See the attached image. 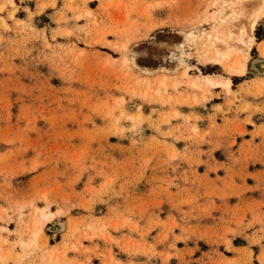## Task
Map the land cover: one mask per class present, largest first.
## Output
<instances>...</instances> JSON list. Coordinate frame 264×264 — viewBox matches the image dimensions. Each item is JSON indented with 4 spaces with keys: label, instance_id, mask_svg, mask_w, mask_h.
<instances>
[{
    "label": "rangeland",
    "instance_id": "obj_1",
    "mask_svg": "<svg viewBox=\"0 0 264 264\" xmlns=\"http://www.w3.org/2000/svg\"><path fill=\"white\" fill-rule=\"evenodd\" d=\"M259 8L0 0V264L264 263V14L207 45Z\"/></svg>",
    "mask_w": 264,
    "mask_h": 264
},
{
    "label": "bare ground",
    "instance_id": "obj_2",
    "mask_svg": "<svg viewBox=\"0 0 264 264\" xmlns=\"http://www.w3.org/2000/svg\"><path fill=\"white\" fill-rule=\"evenodd\" d=\"M263 14H264V10L262 8H259L258 10L252 12L250 15L249 26H247L246 23L244 25H241L239 28L238 36H235L233 31H231L229 35L223 34L218 30H216L213 34H210L208 37L209 40L207 41L208 50H209L208 51L209 61H213L216 64H220L229 60L234 51L237 52L239 50L243 52V48L245 45L250 48L252 46V42L254 41V37L251 34V30H253V28L257 24L259 17ZM245 35L248 36V39L245 38ZM232 41H235V44L238 45L237 48H234L232 46ZM261 50H262V54L264 55V44H262ZM230 69L236 74H244L247 70V57L246 56L245 58L239 56L236 57L231 62ZM205 77L211 85H216L219 83L218 81L216 82L215 78H213L212 76L207 75ZM225 80H224L225 82L223 81L224 85L226 87H229L231 81L227 78ZM43 216L46 219H50L52 217V214L43 213ZM37 234H38L37 230H34L32 232V238L34 239Z\"/></svg>",
    "mask_w": 264,
    "mask_h": 264
},
{
    "label": "crops",
    "instance_id": "obj_3",
    "mask_svg": "<svg viewBox=\"0 0 264 264\" xmlns=\"http://www.w3.org/2000/svg\"><path fill=\"white\" fill-rule=\"evenodd\" d=\"M16 1V0H15ZM236 240H238V237H234L233 238V240H232V242H233V245L235 246V247H242V246H246V243H244V242H238V243H236L235 241ZM256 248H254L255 249V251H256V255L259 253V251H260V247L258 246H255ZM226 256L227 257H229V258H233L234 256H235V254H234V252H229L228 254H226ZM256 260H254L253 261V263L254 264H264V263H259V261L257 260V258H255ZM205 260H207V259H205L204 258V260L203 261H205ZM205 262H208V260L207 261H205ZM202 264V263H201Z\"/></svg>",
    "mask_w": 264,
    "mask_h": 264
}]
</instances>
